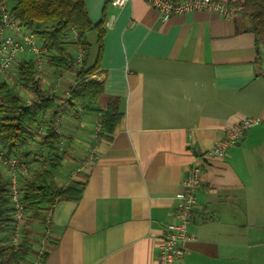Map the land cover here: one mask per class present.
<instances>
[{
  "label": "crops",
  "instance_id": "crops-1",
  "mask_svg": "<svg viewBox=\"0 0 264 264\" xmlns=\"http://www.w3.org/2000/svg\"><path fill=\"white\" fill-rule=\"evenodd\" d=\"M108 1L85 0L92 22ZM220 1L227 16L197 11L165 22L144 0L107 5L115 19L92 77L103 82L93 106L119 97L123 117L110 141L98 138V115L62 117L55 182L84 189L48 212L43 256L33 252L21 264H157L195 165L202 182L188 230L196 240L174 264H264V43L256 45L245 13ZM86 38L91 67L97 33ZM248 117L259 123L223 158L202 159L223 129Z\"/></svg>",
  "mask_w": 264,
  "mask_h": 264
},
{
  "label": "trees",
  "instance_id": "trees-1",
  "mask_svg": "<svg viewBox=\"0 0 264 264\" xmlns=\"http://www.w3.org/2000/svg\"><path fill=\"white\" fill-rule=\"evenodd\" d=\"M111 1L104 6L101 19L94 23L88 17L85 0H12L11 13L24 29L35 35L47 65L54 71L72 70L75 77L66 96L48 94L42 87L34 61L22 58L15 63L13 75L32 94V98L25 100L14 81L0 82V147L6 156L19 157L26 162L28 157H32L25 152L30 144L37 143L41 150V164L22 180L20 192L26 214L42 223L58 202L77 201L84 189L75 181L62 187L55 182L63 165L60 152L63 135L56 133L54 128L58 109L62 108L60 127L64 115L76 121L85 115H98L101 130L97 135L106 141H110L123 117L119 97H109L102 110L93 106L103 93V82L92 77L101 68L106 8ZM229 1L248 16V30L254 35L256 45L264 43V0ZM91 31L97 33L98 56L94 65L87 67L90 46L86 35ZM71 41L80 52L79 62L78 56L68 46ZM256 63H261L259 54H256ZM45 114L49 117L43 118ZM11 215L8 180L0 171V264H21L32 253L25 227L18 245H5L13 231Z\"/></svg>",
  "mask_w": 264,
  "mask_h": 264
},
{
  "label": "built area",
  "instance_id": "built-area-1",
  "mask_svg": "<svg viewBox=\"0 0 264 264\" xmlns=\"http://www.w3.org/2000/svg\"><path fill=\"white\" fill-rule=\"evenodd\" d=\"M127 0H112L115 8H121ZM151 9L157 13L161 21H167L172 16L184 15L186 13L206 11L227 16L229 9L220 0H144ZM12 0H0V79L8 83L7 76L14 71L15 63L26 55H30L37 70L42 67L43 49L35 35L24 29L11 13ZM115 16L110 15L104 23L105 29H111ZM5 78V79H3ZM0 81V82H1ZM62 108L55 114L54 128L56 133L61 134L60 113ZM259 123L257 118H243L238 124L223 129V136L212 148L202 153V159L208 161L214 158H223L226 151L234 146L244 133ZM101 130L100 124L95 127L96 133ZM61 149V144H60ZM0 171L8 180L9 200L12 208L13 231L10 236L13 245H18L22 237V229L25 227L27 214L21 201L22 180L30 171V164L19 157H8L4 149L0 147ZM201 167L190 168L188 176L183 182L184 191L178 195V203L175 208V220L167 225L166 233L159 246L156 257L157 264H174L178 262L187 251L188 244L196 240L189 232L192 213L195 207V193L201 186ZM43 252L39 253V257Z\"/></svg>",
  "mask_w": 264,
  "mask_h": 264
},
{
  "label": "rangeland",
  "instance_id": "rangeland-1",
  "mask_svg": "<svg viewBox=\"0 0 264 264\" xmlns=\"http://www.w3.org/2000/svg\"><path fill=\"white\" fill-rule=\"evenodd\" d=\"M68 46L70 50L75 55L78 56L77 62H79L80 52L77 50L75 43L71 41V43ZM260 49H261V54L263 53V56H264V45L263 44L260 45ZM28 57H31V56L26 55V59H28ZM39 74H40L43 89L48 94H55L60 97L64 96L65 91L68 89L69 85H71L75 79L74 71L72 70L54 71L47 65V63L43 60V58H42V67L40 69ZM11 77L13 81L21 89L23 98L29 101L32 98V94L24 88L21 82L15 79L14 75L12 76V74H9V77L7 76L8 81L10 80ZM25 152L30 153V155H32V157H29L31 160L30 162L31 169H34L41 164V161H40L41 150L38 147L37 143L30 144L29 148ZM25 229L27 230L26 239L31 246L32 253L38 252L39 254L42 251L44 243L47 239L48 229L46 226V221L45 223H42L38 220L33 219L30 214H27V221H26ZM4 243L5 245H9L12 242H11V239L9 238V239H6Z\"/></svg>",
  "mask_w": 264,
  "mask_h": 264
}]
</instances>
